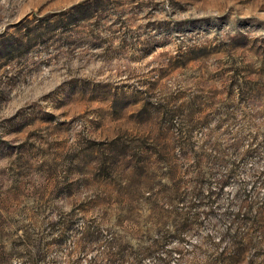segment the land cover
Returning <instances> with one entry per match:
<instances>
[{
	"label": "rangeland",
	"instance_id": "rangeland-1",
	"mask_svg": "<svg viewBox=\"0 0 264 264\" xmlns=\"http://www.w3.org/2000/svg\"><path fill=\"white\" fill-rule=\"evenodd\" d=\"M0 264H264V0H0Z\"/></svg>",
	"mask_w": 264,
	"mask_h": 264
},
{
	"label": "trees",
	"instance_id": "trees-1",
	"mask_svg": "<svg viewBox=\"0 0 264 264\" xmlns=\"http://www.w3.org/2000/svg\"><path fill=\"white\" fill-rule=\"evenodd\" d=\"M87 239H88V236L83 238V241L86 242ZM112 246H113V242H110V243L107 244V248H108L109 251L111 250ZM108 259H109V261L111 263H114V262H116L118 260V259H116L115 256H110V257H108Z\"/></svg>",
	"mask_w": 264,
	"mask_h": 264
}]
</instances>
